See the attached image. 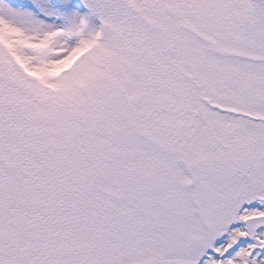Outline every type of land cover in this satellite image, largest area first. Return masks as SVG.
Instances as JSON below:
<instances>
[{"label":"snow or ice","instance_id":"snow-or-ice-1","mask_svg":"<svg viewBox=\"0 0 264 264\" xmlns=\"http://www.w3.org/2000/svg\"><path fill=\"white\" fill-rule=\"evenodd\" d=\"M0 264H264V0H0Z\"/></svg>","mask_w":264,"mask_h":264}]
</instances>
